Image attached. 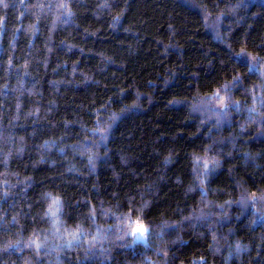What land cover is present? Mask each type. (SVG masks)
Listing matches in <instances>:
<instances>
[{"label": "trees", "instance_id": "1", "mask_svg": "<svg viewBox=\"0 0 264 264\" xmlns=\"http://www.w3.org/2000/svg\"><path fill=\"white\" fill-rule=\"evenodd\" d=\"M0 264H264V0H0Z\"/></svg>", "mask_w": 264, "mask_h": 264}, {"label": "rangeland", "instance_id": "2", "mask_svg": "<svg viewBox=\"0 0 264 264\" xmlns=\"http://www.w3.org/2000/svg\"><path fill=\"white\" fill-rule=\"evenodd\" d=\"M143 228V227H136L133 231V237H134V241H143L144 240V233L145 230L143 232V234H141L138 229ZM144 229V228H143ZM138 234V235H137Z\"/></svg>", "mask_w": 264, "mask_h": 264}, {"label": "snow or ice", "instance_id": "3", "mask_svg": "<svg viewBox=\"0 0 264 264\" xmlns=\"http://www.w3.org/2000/svg\"><path fill=\"white\" fill-rule=\"evenodd\" d=\"M138 231H139L141 234H143L144 229H143V228H140V229H138Z\"/></svg>", "mask_w": 264, "mask_h": 264}]
</instances>
